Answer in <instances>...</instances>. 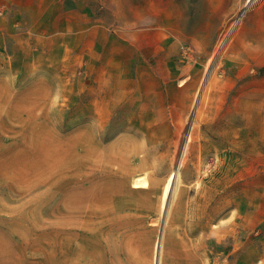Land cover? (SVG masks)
Returning a JSON list of instances; mask_svg holds the SVG:
<instances>
[{
	"label": "rangeland",
	"instance_id": "rangeland-1",
	"mask_svg": "<svg viewBox=\"0 0 264 264\" xmlns=\"http://www.w3.org/2000/svg\"><path fill=\"white\" fill-rule=\"evenodd\" d=\"M61 4L78 20L74 44L109 60L107 81L84 80L80 56L58 69L69 87L76 80L58 112L0 126V264H158L159 246L165 264L166 248L181 245L203 264H264V130L252 129L263 116L233 87L264 73L253 62L264 60V0ZM84 18L116 33L121 20L135 27L148 66L119 71L114 59L134 55L117 42L86 48ZM136 121L141 129L128 127ZM135 176L149 192L132 190Z\"/></svg>",
	"mask_w": 264,
	"mask_h": 264
},
{
	"label": "crops",
	"instance_id": "crops-1",
	"mask_svg": "<svg viewBox=\"0 0 264 264\" xmlns=\"http://www.w3.org/2000/svg\"><path fill=\"white\" fill-rule=\"evenodd\" d=\"M0 1V126L5 125V127L13 128L14 123H17L14 116L19 113L23 114L30 111L40 113L41 120L45 121V114L53 111L58 112V101H63L69 97L62 91L68 88L72 90L76 81L73 80L72 85L69 87L66 82L69 80L65 77L59 78L58 69L73 70L74 66L79 64L76 59L80 56L81 62L85 64L86 68V74L83 76L84 80L89 83L107 81L105 75L107 74L106 68L109 60H103L101 56H90L88 53L86 54L85 46L79 49L74 44L78 36V25L76 24L78 20L65 17L62 9H59L61 13H58V3L63 4L64 0H52L50 4H46L47 6L42 2L36 1V3L35 0ZM79 11L78 9L70 10L71 14ZM123 21L121 20L120 23ZM135 22L138 23L137 20L134 21V24ZM120 23L118 25L119 33H116L108 28L104 30L96 21L91 23L89 18H84L85 25L80 31L90 38L86 48L99 47L105 43L108 45L112 41L117 42L119 48L124 49L127 47L134 55V59L131 58L129 62L125 59H114V66L119 71H127V69H120L121 65H129L130 67L148 66L147 61L149 60L142 54L144 49L143 33L135 31V27L126 28L121 26L126 22ZM125 28L131 30L130 33L133 35H122L121 30ZM113 30L116 31L117 29ZM101 32L103 35L100 37L99 33ZM125 32L128 31L124 30L123 33ZM67 36L71 42L63 41ZM150 41L152 42L151 38ZM58 49L66 51L61 59L58 58ZM73 50L77 51L74 52ZM262 50L264 53V45ZM68 58L71 59L68 60ZM253 62L256 70L260 66L264 68V60L262 62L254 60ZM91 87L92 84L88 86V88ZM233 87H235L238 94H240L239 91H242L241 96L246 97V112L263 116V119L253 121L252 129L264 130V73L257 74L253 72L247 78L245 87L237 79L236 85ZM171 125L173 126L174 123L172 122L168 127H172ZM128 127L141 129L143 124L136 121ZM150 127L155 126L150 124ZM149 188L150 184L147 187H132V190L135 192H149ZM156 188L150 192V202L154 208L158 206L156 195H158L159 187ZM134 221H131L132 224L136 223L137 220ZM191 221L187 223H191ZM178 223V221L173 222V224ZM170 232L172 231H169L168 239L174 238ZM164 261L165 264H203L204 262L198 249L187 248L182 245L178 248L167 247Z\"/></svg>",
	"mask_w": 264,
	"mask_h": 264
},
{
	"label": "bare ground",
	"instance_id": "bare-ground-1",
	"mask_svg": "<svg viewBox=\"0 0 264 264\" xmlns=\"http://www.w3.org/2000/svg\"><path fill=\"white\" fill-rule=\"evenodd\" d=\"M176 177H177V174L176 173L174 175H173V173L170 174V177L168 179V182L165 185V189L163 191V197H162L163 198V202H162V205H163L164 201L166 200L167 194H168V197H169V193L171 192V190L169 192V189L172 188L173 183H174ZM171 180H173L172 181V184H171ZM170 184H171V188H170ZM147 185H148L147 184V180L144 179V177H142V176H135L134 177V179H133V186L134 187H138V186L146 187ZM161 251H162V249H160V246H159V248H158V254H157V263L158 264H161L162 263V256H161L162 253H161Z\"/></svg>",
	"mask_w": 264,
	"mask_h": 264
}]
</instances>
